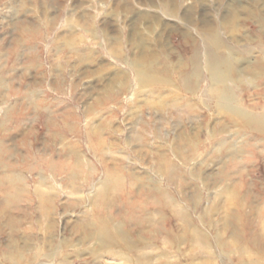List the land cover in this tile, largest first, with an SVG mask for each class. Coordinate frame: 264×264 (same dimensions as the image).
Here are the masks:
<instances>
[{
    "label": "rangeland",
    "instance_id": "rangeland-1",
    "mask_svg": "<svg viewBox=\"0 0 264 264\" xmlns=\"http://www.w3.org/2000/svg\"><path fill=\"white\" fill-rule=\"evenodd\" d=\"M263 56L264 0H0V264H264Z\"/></svg>",
    "mask_w": 264,
    "mask_h": 264
},
{
    "label": "bare ground",
    "instance_id": "bare-ground-1",
    "mask_svg": "<svg viewBox=\"0 0 264 264\" xmlns=\"http://www.w3.org/2000/svg\"><path fill=\"white\" fill-rule=\"evenodd\" d=\"M261 60H262V62H261ZM261 60H260V63H262V64H264V56L263 57H261ZM210 62V61H209ZM195 63H197V61H196V59L193 61V64H195ZM215 66V65H214ZM151 67V66H150ZM212 67V66H211ZM213 68V70H214V67H212ZM211 69V68H210ZM216 70V69H215ZM197 73H198V71H197ZM198 75H200V74H198ZM200 80V78L199 77H197L196 78V81H199ZM221 81V80H220ZM196 84V83H195ZM199 84V83H198Z\"/></svg>",
    "mask_w": 264,
    "mask_h": 264
}]
</instances>
